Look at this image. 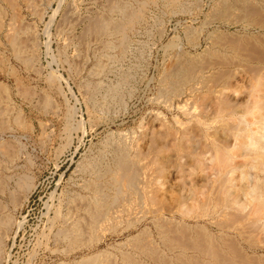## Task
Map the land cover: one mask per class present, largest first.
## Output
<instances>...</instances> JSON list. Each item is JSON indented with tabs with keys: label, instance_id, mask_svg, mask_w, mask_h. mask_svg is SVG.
Here are the masks:
<instances>
[{
	"label": "rangeland",
	"instance_id": "rangeland-1",
	"mask_svg": "<svg viewBox=\"0 0 264 264\" xmlns=\"http://www.w3.org/2000/svg\"><path fill=\"white\" fill-rule=\"evenodd\" d=\"M119 7L142 8L125 45H119L115 29L102 34L88 28L98 17L120 19ZM227 100L235 105L228 107ZM234 106L248 112H230ZM260 111L264 114V0H0V201L5 205L0 215L12 220L0 228V264H76L89 256L94 261L82 264L189 263L196 252L189 248L185 261L178 259L179 251L161 243L156 221L175 214L194 224L200 207L181 206L177 198L184 187L206 191L213 184L202 179L189 144L196 141L203 153L206 142L218 138L224 151L248 138L250 130L257 152L239 146L232 152L234 162L248 170L245 181L262 190ZM202 113L208 126L196 121ZM242 126L247 129L238 131ZM184 132L190 135L180 139ZM236 133L243 135L237 139ZM116 141L130 147L141 167L149 162L151 174L143 193L119 196L114 203L106 169L114 166ZM241 150L245 156L238 157ZM86 160L96 161L99 170L82 168ZM25 175L29 185L20 188L16 182ZM101 194L114 204L90 238L89 231L83 233L86 203ZM228 212L227 224L235 228L230 234L246 248L247 264H264L260 201ZM76 223L86 228L85 239L64 237L61 231ZM153 240L164 251L149 253L144 243Z\"/></svg>",
	"mask_w": 264,
	"mask_h": 264
},
{
	"label": "bare ground",
	"instance_id": "bare-ground-1",
	"mask_svg": "<svg viewBox=\"0 0 264 264\" xmlns=\"http://www.w3.org/2000/svg\"><path fill=\"white\" fill-rule=\"evenodd\" d=\"M117 5L119 6V4H115L113 6L116 7ZM124 5H125V3H124ZM117 8L118 7H116V9ZM116 9H111L110 11H112V10L114 11ZM141 9L140 10H133V9L131 10L130 8L127 9L126 7L125 8L122 7V8H120V11H122V15H121L120 19L119 18L118 19H112V18H107L104 16L98 17V18L92 20V23L90 22L91 24L89 25L90 27H88V28H90L92 30V32L95 31L96 33H102V34L105 33L108 29L109 30L111 28L113 30L115 29L116 31H114V32H117L121 35V37H120L121 41H120L119 45H123L127 41L129 42L127 29L132 28V25L134 24L135 20L141 19L140 18L142 16L141 12H140ZM118 11H119V9H118ZM91 30H90V32H91ZM109 33L112 34V32H109ZM172 76H175V74ZM175 83H176V80H175ZM229 101L228 100L226 101L227 106L229 105L228 107H230L231 104H233V101L231 104ZM233 105H235V103ZM230 112H233L235 114L236 113L237 114L238 113L246 114L248 112V109H244L242 112V111H239L234 106L232 108V111H230ZM259 114H260L259 115L260 117L264 116V114L261 113V111ZM202 116H203V113H202ZM204 117L205 116H203V118ZM203 118L198 117L196 121L199 123V125L208 126L209 122L205 121V119H208V118H204V120H203ZM196 121H195V124L198 126V123ZM253 124H254V122H253ZM210 125H211V122H210ZM262 128H264V126ZM246 129H247L246 127L242 126L238 129V131L243 132ZM201 131H202V136L209 140V135L206 132H204L203 130H201ZM246 131H248V134H247L248 138H246L245 140H239V142L236 140V143L234 144V146H232L231 148H227L228 150H224V151H222L223 146L221 145V140L218 138H215L211 141L209 140V142L206 140L207 141L206 142L207 149L203 153H202L201 149H200L201 153L198 151V143L196 141L190 142L189 146L191 148V153L196 155L198 161L201 164V172L203 175L202 179L204 181H206L207 183H210L209 181L212 179L213 184H212L211 188H209L208 190H206V191L201 190L200 191L198 189L199 187L196 190V187L193 188L188 183L190 186L189 187L183 186L184 188L182 189L181 194L177 198L178 203L181 206H184L187 203L192 202L193 206L197 205L198 207H200V210H201L200 214H198L197 216L194 215V217H193L195 219L194 224L187 223L186 220L177 218V216H175V214L173 215V218H171L170 220L163 218L164 215H163V217H159L158 219H156V221L158 223V227H157L158 234H159V237L161 238V241H162L161 243H163L164 248H166L170 251H174V252H176V250L179 251V253L177 254L178 259H181L183 256H186L188 253L187 249L191 248L196 253H192L193 255L190 254L191 257L188 258V259H190L189 260L190 264H238V260L236 259L237 256L241 257L242 258L241 261L246 262V264L250 263V260L248 259V252H247L246 248H244L242 246V244L239 242L236 235L230 234V232H231L230 229L233 227L231 225L227 224V215L229 213L228 212L229 210L244 211L245 209L248 208V206L250 205V203L253 200H259L260 203L262 204V206L264 207V203L262 200V199H264V189L262 188V190H260L259 186H257V185H254V186L251 185L252 187L249 186L248 181L247 182L245 181V178L247 179L246 175L248 174V170L243 168L244 163H238L241 161L234 162V159L236 156V153L232 152L234 147L239 146V147H242L241 149L244 148V149L250 150L251 152H255V151L257 152V149L252 148V146L249 143V139L251 138V135H250L251 131L250 130H246ZM195 134H196V131H195ZM195 134H194V137H196ZM240 134H242V133H236L235 134L237 136V139H238V136L243 135V134L242 135H240ZM189 135H190L189 132H184L183 135L179 138L184 139V138H187ZM259 135H261V133ZM192 136L193 135H191V137ZM221 138H222V136H221ZM257 138L259 139V142L264 143V136L263 135L258 136ZM120 142L121 141H119V143H117V141H116V143H117L116 147H114V146L112 147L114 153L116 154V155H114L115 156L114 166L112 165L113 167L111 166L110 168L106 169V173L107 172L110 173L109 178H111L110 180H112V183H109V181H108V184H114V186H115V192L111 198V199H113L112 202H114L115 200H118L119 196H121V198H122L123 195L125 197V195L128 196V195H131L134 193H138L139 191H140V193L141 192L143 193L144 192L143 190H145V188L148 187L149 177L151 174L150 173V171H151L150 163L148 162L144 166L142 165V167H141V164H139L140 160L137 158V156H133V155L131 156L130 155V151H131L130 147H128L125 143H123V142L120 143ZM164 143H163V145H164ZM202 144H203V142H202ZM202 144H201V146H202ZM182 145H183V143H182ZM185 146L187 147L186 144H185ZM262 146H263V144H262ZM258 148H259V154H258L257 159H258V162H261L264 160V154H262V153H264V149H263V147L260 148V146ZM202 149H203V147H202ZM238 152H239V150H238ZM209 154H211L210 157H208ZM183 156H184V154H183ZM206 156H207V158H205ZM240 156H245V153L243 150H241V152L239 153L238 157H240ZM201 157H203V159ZM181 158H183V157L181 156ZM92 159H94V158H92ZM96 164H98L96 161L86 160L83 162L81 167L82 168H88V170H89V168H91L97 172V170H99V169L95 167ZM107 166H109V165H107ZM196 173H198V172H196ZM100 175L101 174H96V177L98 178ZM99 179H100V177H99ZM194 179H196V178L194 177ZM29 182L30 181H29L28 175L27 176L26 175L21 176V177L19 176V180L16 182L17 183L16 185L20 186V188H21L22 186H28ZM194 182H196V181H194ZM90 184L93 185V188L95 190L98 189V185H97L98 181L92 180V182ZM195 184L196 183H193V186H195ZM246 184H248V185H246ZM104 187H106V186H104ZM2 190L3 189H1V191ZM10 192L12 194L11 199L13 202L15 199V195H16L15 192L16 191L14 192V190H11ZM100 192H98V193H100ZM108 195H110V194H108ZM138 195H140V194L138 193ZM101 196H102V194H101ZM104 196H106V195L104 194ZM104 196H102V197L94 196L91 198V201L86 203L87 204L86 205L87 217H85V219H86L85 225L87 226L86 228H88V230L84 231L86 228L85 227L81 228V226H83V225L76 223L75 226L72 227L71 229H66L63 231L59 230V231H61V233L64 234V237H68V238L73 239V240H79V239L83 240L84 237L81 238L82 232L84 231L83 233L86 234L85 232L89 231L88 233L89 234L91 233V235H89V234L88 235L90 238H92L91 237L92 234L95 233V231L97 230V228L99 226L101 227L100 223L102 221H104L105 219H109L111 212H112L110 209H112L113 207L110 208V206H108L110 204L111 200H108L109 198H107L108 201L105 200L106 197L104 198ZM79 202H81V201H79ZM114 203H112V206ZM190 205H192V204L190 203ZM4 206H3L2 202L0 201V208L1 207L3 208ZM173 210H174V208H173ZM2 213H3V209H2ZM241 219H243V218H241ZM11 221L12 220H11L10 215L3 213L2 215H0V228L2 229L4 227H9L12 224ZM168 221H170L169 224H167ZM80 223L83 224V222H80ZM228 223L230 224L231 222H228ZM20 224H21V222H20ZM233 229H235V228H233ZM146 231H148V229ZM187 233L189 234L190 239H185V238H188V237H186ZM83 236H85V235H83ZM2 239H3L2 236H0V251H1V247H2ZM186 240L190 243H188ZM186 243H188V244H186ZM144 244H149L148 246L147 245L146 246L149 248V253H152V254L154 252H158V251L160 253V251L163 250L157 246L158 243L156 244L157 247L155 246L154 240H153V243L150 242V243H144ZM189 244H191V246ZM147 253H148V251H147ZM94 257L95 256L84 257L81 261L76 262V264H82L84 262H90L91 263V261H94V259H95ZM164 259H165V257H164ZM183 261H185L184 257L182 259V262ZM185 262H184V264H189V263H185ZM180 263H181V261H180ZM144 264H145V262H144Z\"/></svg>",
	"mask_w": 264,
	"mask_h": 264
}]
</instances>
